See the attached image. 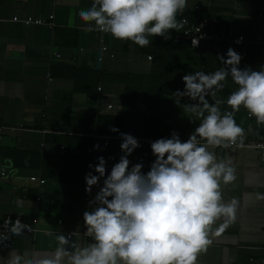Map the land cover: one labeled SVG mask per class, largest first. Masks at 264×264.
<instances>
[{"label": "crops", "instance_id": "1", "mask_svg": "<svg viewBox=\"0 0 264 264\" xmlns=\"http://www.w3.org/2000/svg\"><path fill=\"white\" fill-rule=\"evenodd\" d=\"M93 2L0 0V122L8 128L0 143V217L9 215L13 225L17 220L26 225L21 234H13L9 246L0 251V264H38L41 260L52 259L59 246V235L68 239L64 247L69 251L94 243L86 235L83 214L99 206L95 197L103 186V179L92 187L91 192L85 191V176L82 175H68L58 183H38L30 178L40 179V173L34 168H14L6 151L14 148L47 156L57 150L47 136L50 130L59 129L64 124L67 114L74 117L80 110L90 107L99 113L114 114L105 111L102 104L110 101L114 105L106 92L120 94V85H107L97 92L94 101L80 94H72L68 101L67 93L72 91L73 84L66 78L51 76V67L56 62H88L93 69L113 72L146 70L148 63L144 56L155 41L150 40L149 46L141 48L131 41L117 40L110 34L87 28L78 13L90 8ZM199 12L232 23L235 35L244 38L239 44L264 45V0H187L185 11L177 19ZM13 17L19 20L27 17L45 19L52 26L16 23L12 21ZM56 28L73 33V49L55 46L53 30ZM178 33L170 30L168 35ZM159 37L163 38L157 36L156 41L160 40ZM63 38L67 44L72 42L65 35ZM223 46L211 50L212 55L215 57L218 55L215 53L225 52L227 48ZM191 49L194 57L201 56L199 49ZM238 67L247 69L241 64ZM188 74L192 73H185ZM115 107L117 111L119 106L116 104ZM42 117L47 126L41 128L39 119ZM249 121V113L243 107L238 111L236 123L245 130L244 147L207 146L217 163L231 160L235 167L237 179L228 185L221 180L220 188L222 203L227 205L235 199L238 206L235 221L219 237L209 236L213 243L206 252L198 255L196 264H264L260 250L264 243V201L257 199L258 194H264V150L254 147L255 143L264 141L257 140V129L250 126ZM142 124L140 121L126 122L123 134L134 136L139 143V147L128 156L129 170L142 164L141 171L147 174L155 160L150 147L154 141L142 137ZM69 131L62 134L72 135ZM179 137L186 141L189 136ZM197 140L199 144H205L200 138ZM122 142V138L109 139L104 146L101 136L93 137L90 171L93 175H96L94 169L100 156L104 157L110 174L111 168L125 155L120 148ZM95 145L100 148L97 150ZM26 163L30 164V160ZM57 192L66 195L62 203L55 202ZM86 195L90 197L91 205L85 202ZM57 205L62 209L60 212L55 211ZM223 222L221 217L213 229ZM62 264H69L67 257Z\"/></svg>", "mask_w": 264, "mask_h": 264}, {"label": "clouds", "instance_id": "2", "mask_svg": "<svg viewBox=\"0 0 264 264\" xmlns=\"http://www.w3.org/2000/svg\"><path fill=\"white\" fill-rule=\"evenodd\" d=\"M187 7V0H94L91 7L78 15L89 29L95 28L114 39L131 41L141 48L150 44V37L180 32L183 21L177 17ZM239 38L236 43H242ZM199 41L193 39V46ZM230 67L237 88L227 98L231 111L220 113L218 105L205 99L209 90H220L229 76L225 69L211 74L197 71L183 76L185 91L177 96L199 98L202 108L191 106L192 113L202 117L195 134L182 141L178 134L151 143L155 157L147 174L142 164L129 170L130 156L139 147L131 135L121 134V151L125 153L110 171L103 156L98 157L93 175L85 176L86 192L93 186H103L95 197L99 206L83 214L86 235L94 243L69 251L68 239L57 236L58 247L52 259L38 264H196L199 254L213 243L210 235L219 237L235 221L238 202L222 203L221 180L225 185L234 182L235 167L231 160L216 162L207 146L244 147L245 130L236 123L234 113L241 106L264 124V70L239 69L241 55L229 48L227 59L218 57ZM216 95L215 91L211 93ZM207 112L205 116L204 113ZM112 132H118L115 127ZM197 137L205 141L199 144ZM97 150L99 145H95ZM91 167V165L89 166ZM264 201V194L257 195ZM224 218L217 229L213 225ZM26 227L17 220L12 232L21 234Z\"/></svg>", "mask_w": 264, "mask_h": 264}, {"label": "trees", "instance_id": "3", "mask_svg": "<svg viewBox=\"0 0 264 264\" xmlns=\"http://www.w3.org/2000/svg\"><path fill=\"white\" fill-rule=\"evenodd\" d=\"M207 15V13L199 12L192 16L181 17L178 21L184 19L186 22L197 24ZM185 26L184 24V28ZM184 28L178 33L180 39L177 42L173 39L174 35L171 36V39H165V37L160 39L159 37L158 41H156L157 36L149 38L155 42L152 41V45L144 56L148 63L145 71L113 72L93 69L88 62L77 64L56 62L51 67V76L66 78L73 84L72 91L67 93L68 101L72 98V94L84 95L90 101H94L97 92L104 90L107 85L117 84L121 86L117 103L119 109L114 114H103L90 107L80 110L74 117H69L67 114L64 124L59 129H49L51 132L47 139L51 141V145L57 147L56 151L44 156L33 151L6 149L7 157L12 160L14 168H34L40 173L39 177L44 183H58L68 175L86 176L91 171L89 166L92 162L93 137H121L124 124L128 121L142 122V137L147 140L171 138L173 133L182 137L195 134V129L203 118L192 113L189 109L194 105L203 107L200 102H197L199 98L192 100L188 96L175 95L177 91L181 93L185 91L182 79L185 73L194 74L201 71L211 74L222 68L228 70L229 76L222 82L223 88L209 90L205 99L209 104H215L217 100L221 101L218 105L221 115L231 111L227 104V98L236 90L237 85L232 81L230 67L222 63L218 57L227 59V51L232 48L241 55V66L261 71L264 70V45L256 46L248 43L221 45L210 42L200 46L201 56L194 57L189 43L182 38ZM53 32L55 46L74 48V37H71L73 33L70 30L56 28ZM64 35L72 40L70 44L65 43ZM221 46L227 50L215 53L218 55L214 57L211 50ZM212 91L216 92L215 96L211 94ZM240 109H243V106ZM204 115L206 116L207 112ZM237 115L238 112H235V120ZM249 117L250 126L257 129L255 130V134L258 135L257 140L264 141V124L258 125L254 117L250 114ZM39 120V127L42 128V125L44 127L47 122L45 118L42 117ZM113 127L119 131H110V128ZM66 130H70L72 135L62 134ZM60 146L64 147L62 151ZM29 160L32 165L26 163ZM64 195V192H57L55 202L62 203L66 199V195ZM55 207H57L55 208L56 212L62 210L58 205Z\"/></svg>", "mask_w": 264, "mask_h": 264}, {"label": "built area", "instance_id": "4", "mask_svg": "<svg viewBox=\"0 0 264 264\" xmlns=\"http://www.w3.org/2000/svg\"><path fill=\"white\" fill-rule=\"evenodd\" d=\"M13 22H21L27 25H35V26H52L50 21L44 20V19H33L32 17H27L25 19L19 20L17 17L12 18ZM185 22L186 25L183 33L182 38L186 40L190 47L198 50L202 44L208 43V42H224L228 44H237L236 41L239 38H243L241 35H235V30L232 23H224L222 22L218 17L216 16H206L202 19H200L197 24H192L189 21L186 22V20H182ZM174 41L177 42L180 39V35H175L173 37ZM193 39H197L199 41L198 46H193L192 41ZM244 42V38L242 40ZM148 60H150V57H148ZM255 71V70H252ZM99 91V89H97ZM104 107V110L109 113H115L116 107L113 105L110 101H104L102 104ZM6 128L3 126L0 122V143L5 135ZM10 130H15L14 128H10ZM132 136V135H131ZM135 138L134 136H132ZM101 138L104 140L103 145H107V141L109 139H117V137H110V136H101ZM122 138V137H118ZM136 139V138H135ZM137 140V139H136ZM255 148L263 149L264 150V143H255ZM60 149H64L63 146L60 147ZM32 181L37 180L38 183H44L42 179H38L35 177L30 178ZM85 202L87 205H91L92 201L88 195L84 197ZM34 223H36V220H34ZM14 225L12 224L11 216L5 215L0 217V251L6 249L9 244L11 243L13 232L12 227ZM263 257L261 258V261L264 263V244L260 248Z\"/></svg>", "mask_w": 264, "mask_h": 264}, {"label": "rangeland", "instance_id": "5", "mask_svg": "<svg viewBox=\"0 0 264 264\" xmlns=\"http://www.w3.org/2000/svg\"><path fill=\"white\" fill-rule=\"evenodd\" d=\"M106 94H109L107 96H109L108 98L114 103V105L116 106V104L118 103V96L119 94H114V93H110V92H106Z\"/></svg>", "mask_w": 264, "mask_h": 264}, {"label": "bare ground", "instance_id": "6", "mask_svg": "<svg viewBox=\"0 0 264 264\" xmlns=\"http://www.w3.org/2000/svg\"><path fill=\"white\" fill-rule=\"evenodd\" d=\"M264 244V243H263ZM263 255V254H262Z\"/></svg>", "mask_w": 264, "mask_h": 264}]
</instances>
